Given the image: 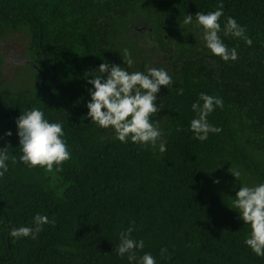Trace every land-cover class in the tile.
<instances>
[{
    "label": "trees",
    "instance_id": "trees-1",
    "mask_svg": "<svg viewBox=\"0 0 264 264\" xmlns=\"http://www.w3.org/2000/svg\"><path fill=\"white\" fill-rule=\"evenodd\" d=\"M221 3L219 35L239 58L212 55V65L192 55L174 66L173 85L157 94L166 136L155 149L130 138L122 143L111 127L91 122L88 80L101 75V63L123 64L114 39L121 22L144 9L181 25L191 14L185 26L203 30L195 14ZM228 17L246 29L251 46L224 35ZM22 28L30 33L35 84L0 86V150L16 157L0 177V264H138L145 253L156 264H264L245 244L250 225L222 187L231 171L264 183V0H0V30ZM201 93L223 100L207 118L222 131L204 141L190 130ZM33 108L63 127L70 159L60 171L19 159L16 119ZM37 214L50 222L34 239L9 235L13 228L35 229ZM129 227L133 240L144 241L132 262L117 254Z\"/></svg>",
    "mask_w": 264,
    "mask_h": 264
},
{
    "label": "clouds",
    "instance_id": "clouds-1",
    "mask_svg": "<svg viewBox=\"0 0 264 264\" xmlns=\"http://www.w3.org/2000/svg\"><path fill=\"white\" fill-rule=\"evenodd\" d=\"M223 15V4L221 3L215 11L204 14H195L196 24L203 29L202 39L207 48L215 56L224 61L237 60L238 53L235 48L230 51L223 43L219 33L221 32L220 18ZM193 22V15H186L183 20L184 25ZM246 29L240 26L237 21L228 17L223 28L225 36L231 35L234 38H243L251 46L252 40L245 35ZM123 59L130 67L133 64L131 53L124 50ZM101 75H95L88 83L93 88L88 89L91 100L87 103V116L91 122L108 129L112 128L116 133V138L127 143L130 138L133 143L141 145L151 144L153 149L162 133L158 124L154 125L151 117L164 106H157V94L161 86L170 89L173 85V77L163 68H149L147 74L143 72L129 73L125 68L107 62L101 63L98 67ZM107 74L106 78L104 74ZM182 94V90H181ZM203 101L201 106L200 101ZM214 106H223L222 98L213 97L201 93L199 100L192 104L194 112L198 113V118H194L190 123V130L195 134V138L204 141L209 133H219L222 129L210 125L208 116L214 111ZM17 135L22 155L20 161L35 168L37 166L45 168L48 173L62 170L59 166L70 159V152L63 139V127L59 123H50L44 118L43 111L33 108L16 119ZM11 136L9 130L5 133ZM161 153L166 151V142L159 144ZM11 158L16 163L15 156H9L6 148L0 150V177L8 171L6 161ZM231 171V170H230ZM234 177L239 180L241 173L231 171ZM219 182V181H215ZM240 213V219L244 224L250 225V235L245 239V244L251 251L264 257V183L255 186H240L235 194L233 208ZM47 216L37 214L34 217L35 229L31 227H19L10 230L9 235L13 238L32 236L42 230V225L49 223ZM54 223V221H52ZM132 227L120 234V244L117 247V254L123 257L125 254L130 262L137 261L136 249H143L144 241H135L131 238ZM166 248L161 249L163 258ZM138 264H156L155 258L150 253H145L139 258Z\"/></svg>",
    "mask_w": 264,
    "mask_h": 264
},
{
    "label": "rangeland",
    "instance_id": "rangeland-1",
    "mask_svg": "<svg viewBox=\"0 0 264 264\" xmlns=\"http://www.w3.org/2000/svg\"><path fill=\"white\" fill-rule=\"evenodd\" d=\"M203 30L174 24L166 18L156 16L144 9H139L120 23L115 34V41L121 51L123 68L127 65L123 59L124 50L131 53L133 64L139 72L149 68H163L173 75L174 66L182 59L197 55L211 61L212 53L202 39ZM30 33L27 28L16 31L0 30V86L14 90L31 88L35 84L34 67L29 53ZM158 124L162 133L160 140L166 136V122L157 114L154 125ZM258 183L251 175L241 172L239 180L234 175L223 184V191L235 200L240 186H255Z\"/></svg>",
    "mask_w": 264,
    "mask_h": 264
}]
</instances>
